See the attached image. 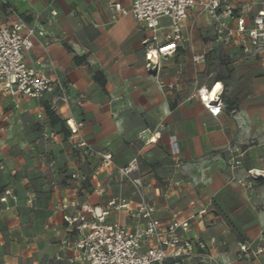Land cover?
I'll return each instance as SVG.
<instances>
[{
    "label": "crops",
    "instance_id": "1",
    "mask_svg": "<svg viewBox=\"0 0 264 264\" xmlns=\"http://www.w3.org/2000/svg\"><path fill=\"white\" fill-rule=\"evenodd\" d=\"M115 3L129 9L133 0H0V24L13 12L30 20L44 10L42 25L55 41L47 49L35 41L31 56L49 61L70 97L54 110L60 125L48 122L43 99L0 94V194L9 186L15 195L0 202V258L4 264H43L44 256L53 264H81L69 262L72 250L62 246L73 236L61 205L69 210L87 201L103 208L122 196L134 208L138 197L118 169L136 158L132 174L141 176L154 215L186 221L187 236L210 243L214 259L204 264H264V175L250 176L264 173V50L223 44L195 5L182 23L185 42L152 71L143 45L149 32ZM240 4L250 5L247 24L264 17V0L224 1ZM199 31L209 36L199 38ZM195 54L203 60L193 61ZM178 69L175 86H162L176 81ZM215 82L223 95L216 116L195 94L199 85ZM67 119L88 152L73 147ZM229 147L244 151L233 169L226 163ZM105 153L111 161L102 165ZM107 218L129 229L142 224L130 209H111ZM242 242L263 251L246 260L238 256Z\"/></svg>",
    "mask_w": 264,
    "mask_h": 264
},
{
    "label": "built area",
    "instance_id": "2",
    "mask_svg": "<svg viewBox=\"0 0 264 264\" xmlns=\"http://www.w3.org/2000/svg\"><path fill=\"white\" fill-rule=\"evenodd\" d=\"M225 0H133L129 9H123L115 3L114 8L122 13L128 11L139 22L141 28L149 34L143 39L147 66L152 71L157 69L158 61L162 57L172 56L186 40L181 27L187 10L198 5L213 25L216 38L225 45L236 42L243 43V51L248 53L251 48L264 49V17L256 15L250 24L246 23V13L250 11L249 4L236 7L224 5ZM48 13L56 15V10L49 9ZM46 13L36 12L30 20L16 12L13 18L0 24V94L13 98L27 97L43 99L51 109L56 110L59 103L70 100L66 84L50 72L49 61L33 59L31 49L37 41L43 49H47L55 38L47 33L42 25ZM166 19V22H162ZM193 61L203 60L199 54L193 55ZM182 78L180 69L176 71V81L169 84L162 83L172 89ZM218 83L212 86L199 85L195 94L212 115H217L223 106L221 87L212 94ZM70 130L73 147H79L84 152L90 149L87 142L79 137L77 125L71 119L65 120ZM45 137V136H44ZM75 138V139H74ZM154 141L155 137H150ZM173 154L178 153L177 143L173 139ZM230 155L226 159L229 168L240 166L244 153L240 148H228ZM111 161V154L102 155V165ZM2 167V166H1ZM136 168V158L118 169L120 175L126 178L138 197L134 208L122 196L111 197L105 207L91 205L87 201L73 203V209H67L66 204L62 218L68 232L73 236H66L61 240L62 246L70 248L72 255L68 258L71 263L81 264H184L197 260V264H204L206 259H214L209 252L210 243L198 236L189 237L186 221L173 219L163 222L154 215L155 207L147 200L141 176L132 174ZM264 173H250L257 178ZM76 177V174H72ZM86 177L81 176V180ZM15 195L11 187L3 188L0 202H7ZM113 210L130 209L133 215L142 221L134 229H129L120 221L109 220V212ZM205 210L200 211L203 216ZM146 244V248L144 245ZM263 251L259 246L251 251L246 242L239 243V257H250ZM0 264L4 261L0 258ZM225 264V263H218Z\"/></svg>",
    "mask_w": 264,
    "mask_h": 264
},
{
    "label": "trees",
    "instance_id": "3",
    "mask_svg": "<svg viewBox=\"0 0 264 264\" xmlns=\"http://www.w3.org/2000/svg\"><path fill=\"white\" fill-rule=\"evenodd\" d=\"M82 59L83 58H76V61L80 62ZM98 80L101 83L103 82V79L98 78ZM44 107H45L46 118L50 124H56V123H59L60 125L63 124V121L58 117L55 111L51 109V107L48 104L44 103Z\"/></svg>",
    "mask_w": 264,
    "mask_h": 264
},
{
    "label": "rangeland",
    "instance_id": "4",
    "mask_svg": "<svg viewBox=\"0 0 264 264\" xmlns=\"http://www.w3.org/2000/svg\"><path fill=\"white\" fill-rule=\"evenodd\" d=\"M198 29H200V27H198ZM208 36H209V35H208L207 31H203V32L199 31V32H198V37H199V38H202V37H208ZM262 50H264V49H262ZM251 256H252V255H251ZM251 256H250V257H246L245 259H246V260H252ZM42 263H43V264H53V263H51L49 257H45V256H44L43 259H42ZM54 264H55V263H54Z\"/></svg>",
    "mask_w": 264,
    "mask_h": 264
},
{
    "label": "bare ground",
    "instance_id": "5",
    "mask_svg": "<svg viewBox=\"0 0 264 264\" xmlns=\"http://www.w3.org/2000/svg\"><path fill=\"white\" fill-rule=\"evenodd\" d=\"M217 87H218V86L216 85V88H214V90H213L212 94H213V93H214V91L217 89Z\"/></svg>",
    "mask_w": 264,
    "mask_h": 264
}]
</instances>
